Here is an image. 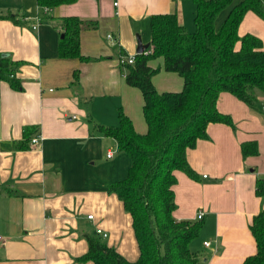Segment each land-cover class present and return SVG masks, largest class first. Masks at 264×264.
<instances>
[{"label": "crops", "instance_id": "0c3cea01", "mask_svg": "<svg viewBox=\"0 0 264 264\" xmlns=\"http://www.w3.org/2000/svg\"><path fill=\"white\" fill-rule=\"evenodd\" d=\"M241 1L220 13L217 28ZM196 12L193 0H77L53 8L0 0V55L15 63L20 80L15 87L0 78V264H95L84 257L88 236L102 238L98 229L127 260L139 258L131 215L109 191L126 178L132 161L95 126H117L122 110L138 132L147 131L142 93L126 83L120 59L137 54L138 36L151 48L153 15L175 13L193 32ZM71 16L83 21L85 59L59 54L63 19ZM238 33L264 45V20L248 12ZM153 83L159 92L181 91L184 81L161 70ZM256 95L254 109L221 93L218 110L235 127L212 123L208 138L188 150L197 180L176 172L174 217L197 220L204 213L191 243L199 264H242L257 250L250 225L264 209V194L257 193L258 181L264 182V94ZM26 129L34 130L31 139L40 136L36 145L25 139ZM248 141L257 142L259 154L243 159Z\"/></svg>", "mask_w": 264, "mask_h": 264}, {"label": "trees", "instance_id": "16d2710c", "mask_svg": "<svg viewBox=\"0 0 264 264\" xmlns=\"http://www.w3.org/2000/svg\"><path fill=\"white\" fill-rule=\"evenodd\" d=\"M42 8L71 4L77 0H37ZM197 7L195 30L189 32L175 13L156 14L151 18V52L136 54L132 64H121L125 81L143 96V115L147 131L140 133L122 110L117 126L96 125L97 131L117 140L119 150L132 161L126 178L109 185L124 209L131 215L139 258L131 262L100 237L88 236L85 260L95 264H199L191 248L203 227V220H178L174 187L176 172L193 180L198 174L191 167L187 152L201 139H207L208 126L223 123L235 127L233 119L218 110L221 93H230L251 108H257V92L264 94V45L253 35L240 36L239 26L252 11L264 20V0H242L217 28L220 13L233 0H193ZM13 22L20 21L8 15ZM65 32L59 41L62 58L85 59L81 53L83 21L63 19ZM126 56V55H124ZM163 65L154 67L153 61ZM161 70L183 78L181 91L159 92L153 77ZM15 63L0 55V78L18 87ZM34 130L26 129L30 140ZM243 159L259 154L256 141L242 144ZM258 195L264 194V182L258 181ZM257 250L242 264H264V209L250 225Z\"/></svg>", "mask_w": 264, "mask_h": 264}, {"label": "built area", "instance_id": "2783aa9c", "mask_svg": "<svg viewBox=\"0 0 264 264\" xmlns=\"http://www.w3.org/2000/svg\"><path fill=\"white\" fill-rule=\"evenodd\" d=\"M117 4H118V3H115V5H117ZM33 28L35 29V28H37V26H34ZM109 38H113V36H112V35H109ZM150 52H151V48H150V49H147L144 53H145V54H149ZM134 61H135V56H122L121 59H120V63H121V64H125V63L132 64V63H134ZM39 139H40V136H36V137L32 138V139H31V143H32V145H36V144L38 143V140H39ZM108 156L111 157V156H112V153H110ZM203 216H204V213L201 212V213L199 214V216H198V219H202ZM89 218L92 219L93 216L90 215ZM97 233H98L102 238H107V237H108V234H107L106 232H104L102 229H98V230H97ZM1 240H2V237H0V241H1ZM205 245H206V246H209V243L206 242Z\"/></svg>", "mask_w": 264, "mask_h": 264}, {"label": "water", "instance_id": "95a60500", "mask_svg": "<svg viewBox=\"0 0 264 264\" xmlns=\"http://www.w3.org/2000/svg\"><path fill=\"white\" fill-rule=\"evenodd\" d=\"M149 47L150 44H143L141 37L138 36L137 54H143Z\"/></svg>", "mask_w": 264, "mask_h": 264}, {"label": "rangeland", "instance_id": "374dc122", "mask_svg": "<svg viewBox=\"0 0 264 264\" xmlns=\"http://www.w3.org/2000/svg\"><path fill=\"white\" fill-rule=\"evenodd\" d=\"M195 27V26H194ZM129 56H135V55H129ZM160 73V72H159ZM159 73H157V74H159Z\"/></svg>", "mask_w": 264, "mask_h": 264}]
</instances>
